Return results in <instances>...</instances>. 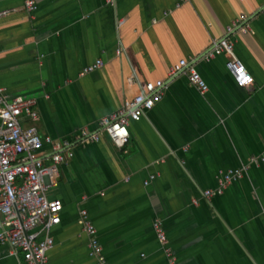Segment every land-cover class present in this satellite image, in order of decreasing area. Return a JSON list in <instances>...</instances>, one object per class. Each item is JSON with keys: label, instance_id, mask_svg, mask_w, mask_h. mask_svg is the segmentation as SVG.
I'll return each instance as SVG.
<instances>
[{"label": "crops", "instance_id": "crops-1", "mask_svg": "<svg viewBox=\"0 0 264 264\" xmlns=\"http://www.w3.org/2000/svg\"><path fill=\"white\" fill-rule=\"evenodd\" d=\"M263 9L264 0H0L9 12L0 19V88L6 100L35 101L37 118L22 116V128L62 145L50 198L63 212L49 264H98L83 211L108 264H169L155 220L175 264H264ZM241 15L251 31L228 34ZM223 39L235 43L250 86L236 84L230 56L202 58ZM97 60L101 67L83 74ZM181 60L205 81V95L186 75L169 77ZM157 82L162 101L130 122L123 149L105 135L64 146ZM43 150L49 166L53 152ZM244 166L224 195L204 197L220 170ZM11 252L0 243V264H26L22 251Z\"/></svg>", "mask_w": 264, "mask_h": 264}, {"label": "built area", "instance_id": "built-area-1", "mask_svg": "<svg viewBox=\"0 0 264 264\" xmlns=\"http://www.w3.org/2000/svg\"><path fill=\"white\" fill-rule=\"evenodd\" d=\"M114 1L106 0V3L112 4ZM24 8L30 14L36 10L32 1H27ZM8 14V11L0 10V19ZM234 30L242 33L251 31L244 15L226 28L228 34ZM221 55L230 56L226 67L240 88H246L253 83L247 68L235 55V43L229 39L214 42L202 58L211 62ZM101 65L102 62L97 60L91 67L85 68L83 74H91ZM180 75H186L190 85L201 95L208 92L205 81L194 68L189 67L186 60L173 65L169 73L170 78ZM162 86L161 82L145 85L143 94L125 101L121 109L101 118L98 123L99 131L90 133L83 129L71 143L64 142V146L68 147L72 143H96L105 135L117 148L123 149L130 141V122L141 121L146 113L151 112L162 101ZM34 106L33 99L18 97L6 100L0 88V243L8 245L12 254L22 251L26 264H49V252L54 246L52 232L61 224L63 212L62 202L50 198V191L58 185V164L63 161L62 145L55 144L50 136L39 134L34 126L21 127L22 116L31 120L37 118ZM46 146H50L53 152L52 164L49 166H45L42 160ZM68 155L72 156L71 153ZM246 170L247 166L220 170L217 175V188L204 190V197L210 199L215 195H224L232 182L244 177ZM158 175H151L145 184L156 179ZM80 225L90 238V255L96 258L98 264H108L97 230L86 211L81 212ZM153 228L169 264H175L176 259L166 246L167 240L161 222L155 220Z\"/></svg>", "mask_w": 264, "mask_h": 264}]
</instances>
